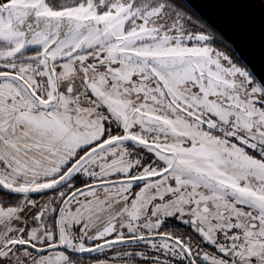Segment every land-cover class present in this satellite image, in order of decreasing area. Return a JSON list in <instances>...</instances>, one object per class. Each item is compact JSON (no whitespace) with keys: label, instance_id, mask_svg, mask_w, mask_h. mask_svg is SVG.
Returning a JSON list of instances; mask_svg holds the SVG:
<instances>
[{"label":"snow or ice","instance_id":"snow-or-ice-1","mask_svg":"<svg viewBox=\"0 0 264 264\" xmlns=\"http://www.w3.org/2000/svg\"><path fill=\"white\" fill-rule=\"evenodd\" d=\"M0 264H264V0H0Z\"/></svg>","mask_w":264,"mask_h":264}]
</instances>
